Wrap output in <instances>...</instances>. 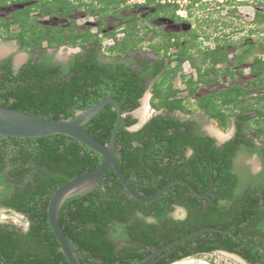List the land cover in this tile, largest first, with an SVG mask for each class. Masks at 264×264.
<instances>
[{
  "label": "trees",
  "instance_id": "obj_1",
  "mask_svg": "<svg viewBox=\"0 0 264 264\" xmlns=\"http://www.w3.org/2000/svg\"><path fill=\"white\" fill-rule=\"evenodd\" d=\"M168 5H160L159 11L165 10ZM259 15L264 22V13ZM173 35L172 32L167 34L166 51L174 45L179 46L171 57L177 64L160 75L161 63L158 62L155 69L144 71L133 68L121 58L114 62L102 61L97 43L88 55L79 54L69 68H64V65H26L14 73L10 66H0V105L30 115L68 119L110 93L119 99L127 113L115 139L119 167L127 178L135 177L140 182L152 183L154 175L157 177L155 184L145 188V194L133 186L140 195L150 197L175 178L188 181L200 193H207L212 178L215 181L212 193L206 199L194 195L186 185L176 182L160 198L143 202L130 196L113 168H110L93 190L67 198L60 208V223L82 264H140L153 250L207 226L219 229L186 239L160 253L150 264H172L186 257L217 250L238 251L251 263L260 261L264 264V241H256L254 237L257 232H250L245 226L251 212L255 213V210L249 212L248 209L254 205L250 201L256 195L235 200L229 213L221 211L224 206L219 204L220 198L232 197V194L222 191L223 184H226L223 178L232 174L228 161L233 153L228 146L233 145L232 148L236 149L234 142L217 147L210 136L196 135L185 140L181 127H191L193 122L186 124L178 118L162 115L152 117L140 130L129 129L138 119L128 112L140 105V98L150 79L159 77L153 90V100L159 101V108H184L181 99H169L176 94L172 86L164 87L181 71L184 61H191L201 81L211 83L222 73L235 78V71L230 65L223 68L217 65L228 61L243 63L253 48L246 45L247 50L237 53V59L231 60L227 46L218 43L213 49L208 47L202 51L201 65L195 62L189 51L195 47V41H182L179 38L172 41ZM107 36L115 39L116 33L111 31ZM130 37L131 33H128L111 49L126 52L136 48L139 40H131ZM78 39L86 42L91 35H79ZM207 62L210 65L203 68ZM253 71H264V56L254 59ZM183 78L190 94H194L198 87L194 76L183 74ZM256 80L251 83L254 86L249 88L237 83L223 90H215L200 97L197 103L225 126L229 122V115L224 106L232 104L242 111L247 110L246 99L240 96L264 88V74L258 75ZM117 116L115 105L108 104L84 126L101 142L107 143ZM246 116L239 115V118L246 119ZM239 126L242 127L243 123ZM244 142L250 147L255 146L249 139L244 138ZM188 147L193 149V155L185 159L184 150ZM156 153H162L163 157L157 159ZM9 155L8 170L0 177V183L5 186L2 190L12 197L7 205L26 213L29 227L26 231L15 227L0 229V264H70L49 221V200L56 188L98 166L102 161L101 155L66 134L38 138L0 136V172L5 168L3 159ZM7 181L12 184L9 185ZM173 204L185 206L189 210L188 216L179 220L169 216L168 212L174 209ZM148 215L156 216L158 221H147L145 217ZM122 239L124 241H119ZM236 246L242 250L236 249Z\"/></svg>",
  "mask_w": 264,
  "mask_h": 264
},
{
  "label": "flooded vegetation",
  "instance_id": "obj_2",
  "mask_svg": "<svg viewBox=\"0 0 264 264\" xmlns=\"http://www.w3.org/2000/svg\"><path fill=\"white\" fill-rule=\"evenodd\" d=\"M112 1H117V0H96V1L95 0H0V47L5 50V52L0 55V66L8 65L12 68L14 73H17L21 68H23L26 65H28L29 67L32 66L61 67L62 65H64V68H69V66H71L77 60V56L79 54L88 55L90 51L93 49V47L96 46L99 47L98 50L99 57L102 61L105 62L116 61V60H105L104 58H102L101 56L102 49L99 46L100 38L98 37V34H100L101 37L103 34L107 36L111 32V30H106L107 23L105 22L104 18L110 15L109 14L110 10L108 8ZM94 2L99 3L100 6L97 8L94 7ZM95 11L99 12L98 16L101 15L100 20L97 23L96 30L92 31L89 27L80 28L78 22L80 13L82 12L94 13ZM158 15L159 12L157 13V16L155 15L156 19L158 18ZM170 21L172 22V20ZM171 25L177 26V24L173 22L171 23ZM14 28L16 29L14 30ZM79 35L82 36L91 35V39L86 42L81 41L80 39H78ZM124 36L126 37V35ZM95 37H98V39H95ZM9 40L12 41L13 44H11L9 47L4 46L5 45L4 42ZM174 40L175 39H172V41ZM61 46H64L65 48H68L71 51L68 55H65L64 58L59 55L57 50ZM135 50L136 49H131L124 52V55L121 57V60L123 59L122 60L123 62L130 63V65L133 68H137L144 71L155 69L158 66V63H161V68L158 75L163 74L165 73V71L172 68L169 66L168 62L164 61V59H161L159 57L158 58L139 57L138 54L136 53L133 56ZM18 53H22V54L18 57L16 55ZM135 58H138V60ZM243 63H239V64H243ZM221 64L223 63L218 64L220 65L219 68L221 67ZM253 65L251 66V69H252V73H254L255 76L249 77L247 79L248 88L254 86L251 85V83L253 80H256V77L258 75L262 73L264 74V71L254 72ZM232 69L235 71L236 74L235 78H231L230 76L222 73L217 80L211 83H206L201 81L199 79V74L196 75L194 77V80L198 83L197 84L198 87L194 94H190L188 90V84L185 82L187 86L188 95H196L197 91L204 85H209L212 88H214L213 86L214 83H222L221 76L229 78L230 80L233 81V83L229 85L225 82L223 83L222 86H218V88L212 89L213 91L223 90L230 86H233L234 84L239 83L236 82L237 75L242 74L243 69L240 68L239 69L232 68ZM0 73H2V70H0ZM155 79L156 78H152L149 80L147 84V88L144 94L142 95V97H144L147 91H149V93L152 92L151 96L149 94V98L147 102L150 109L153 108L152 98L154 96L153 90H154ZM152 80L154 81L152 82ZM169 82L166 83L164 87L170 84L172 88L177 92V89H175L172 84L173 81H169ZM260 91L264 92V88L255 90L252 93L242 94L240 98L241 99L244 98L247 101L248 98L252 97L254 94ZM203 96L205 95L196 96L195 100L197 101L200 97ZM262 96L264 97V93ZM142 97L140 98V103ZM181 98L182 97H179L176 94L171 95L169 97L170 100H174V99L179 100ZM198 108H199L198 110H201V112L206 113L204 108L200 106ZM136 109L131 110L128 113L138 119V117L135 116ZM152 112H153L152 115L145 118L139 124H138L139 122L138 119V121L133 125H131L129 129L132 131L140 130L152 117L156 115H162L166 117H174L176 119L178 118L180 121L186 122V124H188V122L190 121L193 122V125L191 127L188 126L181 127V130L183 131L181 135L182 137H184L185 140L192 138V136L196 137V135L202 137L210 136L215 140V145L217 147H222L225 145L228 146L230 141L234 142V145H236V149L232 148L234 147L233 145L228 146L233 153L231 160L228 161V163L230 162V167H231L230 169L232 174L231 176L226 175L223 178L226 181V184H223V191H222L225 194H232V197L219 199V204L224 206L221 208V211H223L224 213L225 212L229 213V211L232 210V205L235 200H239L244 197L250 198L253 197V195L255 194L256 198L253 197L251 198L250 201V203L254 205H251L250 209H248L249 212L255 210V213L252 214L251 212V216L247 220V222H245V226H247L250 232H255V231L257 232L256 236L254 237L256 241L258 242L264 241V138L263 136H261V131L259 129L255 131H251L246 128L245 125L246 122L248 121L249 115L246 116V119L239 118V115L235 118L232 117L231 121L234 124L233 131L230 136H226L224 139H222L218 136L216 129L211 128L213 132L208 131L207 129H205L203 123L200 121L199 118H195L189 115H182V111L180 108H175L170 110L168 107H162L161 111L159 112L152 111ZM240 123H243L242 127L239 126ZM214 130H216V132H214ZM243 134H245V136ZM244 138H246V140L248 139L251 140L255 144V146L253 147L248 146V143L244 142ZM157 146H159V144H157ZM184 153L186 157L185 159L191 158L193 155V149L188 147L184 150ZM222 154L225 155L224 153ZM11 155L6 156L3 159L5 168L0 172V177H3L5 171L8 170V165L11 159L10 158ZM155 156L157 159H161L163 157V154L156 153ZM129 179L134 181V183L131 184L132 188L133 186H135V189L142 194L146 193L145 188H148L153 183L155 184L157 182L156 175H154V180L152 183L140 182L135 177H131ZM7 182L9 185L12 184L11 181H7ZM214 185H215V181H214ZM4 188H5L4 184L0 183V190H1L0 191V229H3L5 227L8 228L15 227L26 231L28 228L26 227L24 228L25 224L21 220H19V222L14 223L13 219L12 221L7 220L6 217L3 216L2 214L3 212L19 213L22 214L23 217L28 220V224H29V219L27 218L26 213L15 210L14 208L7 205V203L11 201L12 197L9 192H7L6 190H2ZM178 206L184 210V216L182 219H185L189 214V210L185 206H181V205H174V209L169 211L168 215L173 217L174 219L179 220V218H175L172 215L173 211ZM139 214L142 215L143 213L139 212ZM145 219L149 222L158 221V218L154 215H148L145 217ZM231 219L232 218H230V220ZM119 241H124V240L122 239ZM235 248L238 250H242L240 246H236ZM222 251H226L228 253H233L237 255L247 264H261L260 261H258L257 263H251L249 260L243 257L238 251H228V250H222Z\"/></svg>",
  "mask_w": 264,
  "mask_h": 264
},
{
  "label": "rangeland",
  "instance_id": "obj_3",
  "mask_svg": "<svg viewBox=\"0 0 264 264\" xmlns=\"http://www.w3.org/2000/svg\"><path fill=\"white\" fill-rule=\"evenodd\" d=\"M167 4L169 5L165 10L159 11L160 5ZM99 6V3L94 2V7L97 8ZM175 7L177 8L175 9ZM108 9L110 10V15L104 18L107 23L106 30L114 31L116 38L113 39L104 34L100 37V34H98L100 38L99 46L102 49L101 56L105 60H117L124 55V52H117L112 50L111 47L121 41L125 37L124 35L128 33H131V40H139L137 47L134 48L136 50L133 56L136 53L139 57H159L168 62L170 67H174L177 64V61L175 59L171 60V57L179 50V46L174 45L166 51L168 32L175 34L173 35L174 39L179 38L182 41L191 39L195 41V47L190 48L189 51L197 64H201L202 51L208 47L213 49L218 43H224L227 46L226 49L230 50L229 59L231 60L237 59V53L246 51V45H251L253 48L243 64L229 61L221 64V67L230 65L234 69H243V73L237 75L236 82L247 86V79L255 76L251 69L254 59L264 56V22L260 20L261 16L259 15V13H264V0H181L180 2L178 0H117L112 1ZM158 12L159 15L156 19L155 15L157 16ZM98 14V11L80 13L79 27H89L92 31L96 30L101 16H98ZM170 20L176 23L177 26H172ZM4 44V46L9 47L13 42L9 40L4 42ZM57 50L63 58L71 52L64 46L59 47ZM22 53L16 55L19 57ZM208 65H210L209 62L203 64V68L208 67ZM180 70L172 79V84L177 89L176 95L182 97L184 106V108H180L182 115L199 118L208 131H212L211 128H214L220 133L230 136L234 128L231 118L246 114L249 115L245 125L246 128L251 131L259 129L261 136L264 138L263 91L257 92L247 99L246 103L249 106L247 110L242 111L232 104L224 106L225 112L229 115V122L223 126L218 119L211 117L206 110V113L198 110L199 106L195 97L211 93L212 89L222 86L225 82L230 85L233 81L221 76L222 83H214V88L204 85L197 91L196 95H188L183 74L187 77H195L198 73L190 60L184 61ZM213 74L214 71L211 72V75ZM158 79L159 77L155 79L154 84ZM151 93L149 91L145 93L140 105L135 110V116L139 119L138 124L152 115V111H161L162 107L159 108L157 106L159 101H154L153 98V108L150 109L149 107L146 109L145 102H148L149 94L151 96ZM2 214L7 220L12 221L13 219L14 223L21 220L25 224L24 228H28V220L22 214L14 212H3ZM172 215L175 218L182 219L184 210L178 206ZM181 263L247 264L237 255L222 250L190 256L174 262V264Z\"/></svg>",
  "mask_w": 264,
  "mask_h": 264
},
{
  "label": "water",
  "instance_id": "obj_4",
  "mask_svg": "<svg viewBox=\"0 0 264 264\" xmlns=\"http://www.w3.org/2000/svg\"><path fill=\"white\" fill-rule=\"evenodd\" d=\"M108 104H113L117 108L118 116L112 134L107 143L101 142L84 125L100 109ZM127 113L123 109L122 102L110 93L107 97L99 100L91 107L80 110L72 118L68 119H46L30 115L23 111L0 105V136H10L19 138H38L53 134H66L84 143L89 148L101 155V163L93 169L85 171L63 185L59 186L52 193L48 204V217L52 230L59 241V245L70 264H82L76 250L66 236L60 223L59 213L63 202L77 194H85L93 190L102 181L103 176L110 168H113L117 177L122 182L128 193L143 202H150L158 199L174 183L179 182L186 185L194 194L201 198H206L212 192L214 179L212 178L210 189L207 193H200L188 181L176 178L170 180L157 193L150 197H145L137 193L131 186L133 180L127 178L119 167L115 150L116 135L124 121ZM219 228L207 226L189 232L184 236L167 243L150 253L140 264H150L163 251L189 239L201 232L217 230ZM225 231V230H224Z\"/></svg>",
  "mask_w": 264,
  "mask_h": 264
},
{
  "label": "bare ground",
  "instance_id": "obj_5",
  "mask_svg": "<svg viewBox=\"0 0 264 264\" xmlns=\"http://www.w3.org/2000/svg\"><path fill=\"white\" fill-rule=\"evenodd\" d=\"M4 52H5V50L2 49V48L0 47V55L3 54ZM18 59H19V58H18ZM145 107H146V109L149 108L147 102H145ZM140 113H141V112H140ZM214 132H216V130H214ZM217 134H218V136H219L220 138H222V139H224V138L226 137V135H224V134H222V133H220V132H218V131H217ZM173 264H174V263H173ZM181 264H182V263H181ZM183 264H185V263H183ZM204 264H206V263H204Z\"/></svg>",
  "mask_w": 264,
  "mask_h": 264
},
{
  "label": "built area",
  "instance_id": "obj_6",
  "mask_svg": "<svg viewBox=\"0 0 264 264\" xmlns=\"http://www.w3.org/2000/svg\"><path fill=\"white\" fill-rule=\"evenodd\" d=\"M169 1H172V0H169ZM181 0H178V2H180ZM186 1V0H185Z\"/></svg>",
  "mask_w": 264,
  "mask_h": 264
}]
</instances>
